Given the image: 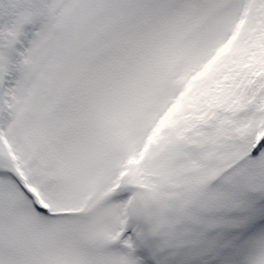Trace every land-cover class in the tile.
Listing matches in <instances>:
<instances>
[{
    "label": "snow or ice",
    "instance_id": "obj_1",
    "mask_svg": "<svg viewBox=\"0 0 264 264\" xmlns=\"http://www.w3.org/2000/svg\"><path fill=\"white\" fill-rule=\"evenodd\" d=\"M0 264H264V0H0Z\"/></svg>",
    "mask_w": 264,
    "mask_h": 264
}]
</instances>
